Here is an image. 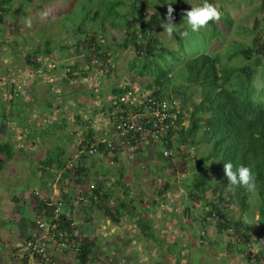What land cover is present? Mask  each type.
Returning a JSON list of instances; mask_svg holds the SVG:
<instances>
[{"label":"rangeland","instance_id":"rangeland-1","mask_svg":"<svg viewBox=\"0 0 264 264\" xmlns=\"http://www.w3.org/2000/svg\"><path fill=\"white\" fill-rule=\"evenodd\" d=\"M122 1L130 2L131 0ZM262 1L212 0V3L220 9L221 15L225 12L229 13L234 21L233 27L231 30L223 29L221 31L223 36L214 39L212 43L208 42V25L196 33H191L188 29L189 35L183 40L188 56L215 52L223 54L229 51L236 41L248 40L251 35L249 29L255 25H264V11L260 7ZM94 2L96 0H12L7 10L0 11V43H6L5 49H3L4 45H0V51L2 53L8 51V54L19 52L21 55L20 59H10L9 63L3 62L0 65L1 71L10 69L11 66L14 68L17 65V67L23 65L25 53L30 50V47L35 45L36 50L45 49L46 42L50 43L51 56L45 54H39V56L44 57V64L49 70L48 64H52L51 72L54 76L49 84L51 89L57 90V93L52 91L53 94H61L62 105L63 97H67L65 98L67 126L66 129H62V132L66 131V136L64 137L63 133L62 136L59 135V128L54 129L50 134V144L53 150L61 146L66 150V157L70 156L66 158V164H63L60 170L52 173V182L54 184L55 178L59 177L63 179L60 188L69 187L61 196L63 200L61 212L73 218L76 229L74 232L81 239L93 242L96 254L94 264H176V262L180 264H264L263 260L260 263L255 261V255L260 250H264V234L261 235L264 224L259 223L256 204L251 206L248 215L242 213V210L234 204L226 208L234 219L242 218V220L250 221L246 223L249 229L245 234L246 242L239 240L230 229L222 234H216L217 224L213 216L208 217L207 221L202 219V214L208 210V207L203 208L199 200L190 199L186 187V183L191 181L193 174L189 170L193 164L191 157L195 154L199 155L192 148L175 154L165 146L160 137L154 135H145L147 138L142 137L136 146L130 143L119 144L116 139L122 141V138L113 132L111 127L113 124L109 123L105 125L109 126V130L113 133H106V141H111L110 148L115 149L111 155L117 154V160L109 162L110 159L105 156L99 157L97 152L89 153L92 156L91 161L85 163L89 170H92V174L86 176L84 171L80 174L81 176L77 174V167L84 161V159L81 160L82 157L79 160L75 158L78 138H81L83 130L87 131V127L83 126L84 118L100 119V114H93V109L97 110L101 105L109 107L116 103V98L112 94L115 85L130 87L135 98L142 93H150L145 88L150 84L149 77L146 75L140 77L133 70L128 69V63L134 58L135 52L132 47L119 46L125 38L122 29L112 28L107 24L101 33L99 26L89 21L82 29H77L83 18L85 6L94 10L99 7L102 0H98V6ZM189 2L194 7L202 4L204 0H189ZM166 11L167 8L163 5L160 12L165 20ZM89 35H94L96 39L92 43L94 47L98 40L100 51L106 53L104 57L91 53L86 43ZM157 36L168 48H177L173 34L169 36L163 31ZM87 59H91V62ZM168 60L170 62L163 65L178 66H173L169 74L173 84L180 85L182 83L178 77L180 64L173 62L170 56ZM229 62L244 64V60L240 58H233ZM254 78L255 86L261 88L264 85V72H258ZM12 82L14 81L6 79L4 87H11ZM190 93L193 94L190 98L198 99L199 91L191 89ZM173 100L176 106L180 105L181 98ZM7 106L4 105V107ZM78 110L83 112L76 120L78 117L75 118L74 115ZM79 129L82 133L76 135V132H80ZM185 152H188V156H184ZM163 157H166V160ZM32 163L31 160L22 162L26 171L21 170L19 176L10 178L9 181L12 180L11 184L14 186L8 195L14 197L16 193L23 191L24 182L27 181L34 184L30 186L29 196L32 198L40 196V188L34 189L35 186L38 187L34 180L39 181V179L34 177L32 170H29V165ZM105 170L108 171V182H105V186L111 191L112 197L97 201L98 206L92 207L88 205L89 195L93 186L96 187L98 181L104 176L102 174ZM204 177L211 178L209 173H204ZM4 179L8 180V177ZM120 181L125 188L118 185L117 182ZM166 181L169 184L168 190L163 189ZM122 191L126 196V208L123 207V211H119L123 217L114 222L103 212V208L116 207L119 204L117 197L123 195ZM70 193L71 197L68 200L65 199ZM212 194V189L206 192L208 198ZM2 196L4 194L0 193V198ZM50 196L53 203L60 199L58 195ZM66 201L72 204L67 207L69 213L64 209ZM128 201L130 203L127 204ZM136 211L143 212L145 222L151 227L150 230L144 227L137 228L136 221L126 215L127 212ZM27 214L28 219L34 221V214ZM146 232L152 233L153 238L148 237ZM66 241L69 243V240L66 239ZM228 241L234 243L236 247L228 250ZM47 245L49 249L51 248L46 255L50 260L48 263L76 264L75 251L61 246L54 239L46 243V250ZM241 249L244 252H241Z\"/></svg>","mask_w":264,"mask_h":264},{"label":"trees","instance_id":"trees-1","mask_svg":"<svg viewBox=\"0 0 264 264\" xmlns=\"http://www.w3.org/2000/svg\"><path fill=\"white\" fill-rule=\"evenodd\" d=\"M10 2L12 0H0V11L7 10ZM209 2L212 3V0ZM94 3L98 6V0ZM160 3L166 8L172 3L173 22L177 23L178 29L173 33L176 49L168 48L157 36L163 32L161 22H167L162 18L160 11L163 5ZM191 6L189 0H131L130 2L102 0L99 7L94 10L85 6L83 18L77 29H82L87 21L96 23L101 33L107 24L112 28L122 29L125 38L119 46L132 47L135 52L134 58L128 63V69L133 70L140 77L145 75L149 77L150 84L145 88L152 96L171 100L181 98L178 112L173 118L174 126L160 139L175 154L191 148L199 154L191 157L193 164L189 170L193 174L191 181L186 183L189 198L193 201L199 200L203 208L208 207V210L203 212L202 219L207 221L208 217H214L217 224L216 234H222L230 229L239 240L246 242L245 234L249 229L244 223L245 220L234 219L226 208L234 204L242 210V213L248 215L251 206L256 204L259 223L264 224V85L258 88L254 83V77L258 72H264V25H255L249 29L250 38L246 41H236L226 53H200L190 57L186 53L183 41L185 36L182 33L188 30L184 13L190 10ZM260 7L264 11V0ZM233 23L228 12L222 14L218 21H210L208 42L212 43L214 39L223 36L221 32L223 29L231 30ZM95 40L94 35H89L86 40L91 53L104 57L106 53L100 51L98 40L95 47L92 44ZM45 45V54L51 56L50 43L47 41ZM169 56L172 57L173 62L180 64V73H178L179 79L182 80L180 85H174L169 74L173 66H178L163 65L170 62ZM233 58L244 60V64L230 63ZM87 60L91 62V59ZM40 65L41 63H38L36 67ZM191 89L199 91L198 99L190 98L193 95L190 93ZM128 90L131 88L116 85L112 90L116 98V103L110 106V110H113L111 112L114 113L110 117L113 132L117 119L138 114L143 110L144 104L136 105L120 101ZM139 136V134L129 135L127 139H131L132 145L136 146L135 139ZM87 147L106 154L115 151L114 148H110V143L102 140L96 142L93 139L87 143ZM4 149L9 150L8 153L11 152L9 144H0V150ZM184 156H188V152H185ZM225 162H232L234 168L241 165L249 167L255 177V191L249 192L243 187L229 186L224 174ZM48 163L58 167L65 164L57 158H53ZM204 173H209L211 178L204 177ZM119 185L122 183L120 182ZM167 185L169 184L166 181L164 190H168ZM211 189L213 194L208 198L206 192ZM99 191L98 186L93 187L88 205L98 206V197L102 198L101 200L108 198L107 193L100 194ZM52 203L51 197L38 203L40 210L43 209L41 212L45 219L50 218ZM118 203L113 209L103 208V212L114 222L123 217L119 211H123V207L126 208L125 199L121 198ZM126 215L136 221L137 228L151 229L145 222L143 212H127ZM75 230L73 218L61 212L56 227L49 233L60 245L63 242L67 243L66 247L75 251L76 264H94L96 254L93 242L81 239L74 232ZM263 234L264 228L261 235ZM146 235L153 238L152 233L146 232ZM227 245L228 250L236 247L231 241H228ZM240 251L244 252L242 249ZM43 256L44 254L33 255L36 259ZM255 256V261L264 259V250H260Z\"/></svg>","mask_w":264,"mask_h":264},{"label":"crops","instance_id":"crops-1","mask_svg":"<svg viewBox=\"0 0 264 264\" xmlns=\"http://www.w3.org/2000/svg\"><path fill=\"white\" fill-rule=\"evenodd\" d=\"M4 44L6 43H0V45ZM3 49H5V45ZM29 49L30 50L25 53V62L23 65L19 67H17V65L14 68L11 66L10 69L6 68L2 71L0 69V144H9L11 147L10 153H8L9 150H0V193L4 194V196L0 198V264H50L48 263L50 262V260H48L49 258L46 257L49 250H51V248L49 249V244L47 245L44 256L40 259H36L28 254L29 252L25 249L24 242L28 238L44 236H46V243L50 242V239H53L46 229H41L36 225L37 219L48 221V219L42 216L41 211L43 209L40 210L38 203L43 199L50 198L52 194L58 195V197L61 198L62 193L66 192V189L69 188H60L63 181L62 178L57 177L54 180V184L52 182V173L57 172L64 165L58 167L48 163L53 160V158H57V160L59 159L64 162L67 158L65 149L58 146L53 150L50 144V134H52L54 129L59 128V135L62 136L63 133V136H66V131L64 130L62 132V129H66L67 126V114L65 111L67 109L65 98L67 97H63V105H65L62 107L63 105L60 100L61 94H53V92L57 93V90L51 89V84H49L50 81L48 79V76H54V73L51 72L52 64H48V66H50L49 70L44 64V57L39 56V54H45L44 49L36 50L37 48L35 45ZM18 58H21L19 52L8 54V51L3 53L0 51V65H2L3 62L9 63L10 59L17 60ZM38 63H41L40 67H36ZM55 68L54 70H56ZM6 79L14 81L11 83V87L13 88L10 86H8V88L4 87ZM19 85H22V88L18 89L17 87ZM57 96L59 97L57 98ZM4 105L7 107H4ZM111 111L113 110H110V106L106 107L104 105H101L97 110L93 109V114H100V119L94 117L88 119L84 118L83 126L87 127V131L83 130V134H81L82 132L80 129L83 127L82 126L79 129L80 132L75 133L76 135L81 134V138H78L76 143L79 151L77 149L75 158L79 160V158L82 157L81 160L84 159V161L81 162V166L77 167L78 175H80L82 171L87 174L86 176L90 173L92 174V170H89L90 168H88L85 163L87 161L90 162L92 158L86 150L87 143L91 142L93 139L97 142L103 137L105 138L102 140L106 141L105 135L107 132L109 133L111 131L109 130V126L105 124H112L110 117L114 113ZM81 112L83 111L78 110L77 114L74 115L75 118L78 117L76 120L79 119ZM100 125L103 126L100 127ZM142 137L147 138L145 135L139 136L138 139H135V142L137 141L136 145L139 144L138 140H141ZM116 142L119 144L124 143L125 145L129 143L132 144L131 139H122V141L121 139H116ZM97 153L99 157L105 156L107 159H110L109 162L117 160V154L112 156L111 152H107L106 154L97 151ZM61 155H63V157ZM69 157L70 156H68V158ZM26 160L33 161L32 165H29V170H32L34 177L39 179V181L34 180L38 185V187L35 186L34 189L40 188V196L36 198L30 197V186L34 184L25 181L23 191L11 197L8 193H11L14 185L11 184L12 180H9L11 177L19 176L22 171H26L22 164V162H26ZM93 165L95 164L93 163ZM107 174L108 171H103L102 175L104 176L98 181L96 187L98 186L100 188V194L102 192L108 194V198L105 199H110L112 197L111 191L105 186V182H108ZM5 177H8V180H5ZM120 182H117L118 185ZM119 186L125 188L123 183ZM122 194L121 197H117L118 201H120L121 198L126 199L124 191H122ZM70 197L71 193L65 199L68 200ZM101 199L102 198L98 197L97 201H101ZM68 203L69 202L66 201V204H64V209L66 211L67 207L72 205ZM88 204H90L89 200ZM26 212L34 214V221L28 219L29 216ZM67 213L69 212L67 211ZM261 260L264 261V259H260V261ZM260 261L258 262L260 263Z\"/></svg>","mask_w":264,"mask_h":264},{"label":"built area","instance_id":"built-area-1","mask_svg":"<svg viewBox=\"0 0 264 264\" xmlns=\"http://www.w3.org/2000/svg\"><path fill=\"white\" fill-rule=\"evenodd\" d=\"M48 79L51 82L53 81L52 76H48ZM17 88H22V85H19ZM120 101L131 102L133 104L137 101L138 104L136 105L144 104L143 110L138 114H132L126 118L120 117L115 122V132L117 136H120L122 139H127L129 135L133 136L136 134L140 136L154 135L155 137L162 138V136L174 126L173 118L176 116V112H178L179 108V106L175 105L174 100L159 98L155 95L152 96L150 93H142L138 98H135V94L131 89L120 98ZM108 143H111V141H108ZM87 149L89 153L95 152L92 147H87ZM52 206L53 208L51 209L48 221L42 219L36 220V225L41 229H46L48 233L57 225L60 210L63 206V200L60 198L57 202L52 203ZM45 237L46 236L25 240L24 247L27 249L30 256L33 257L35 254L43 255L46 253ZM66 245L67 243H61L63 247H66Z\"/></svg>","mask_w":264,"mask_h":264},{"label":"clouds","instance_id":"clouds-1","mask_svg":"<svg viewBox=\"0 0 264 264\" xmlns=\"http://www.w3.org/2000/svg\"><path fill=\"white\" fill-rule=\"evenodd\" d=\"M173 12L174 9L172 7V3H169L166 14L167 22H161L163 31H165L169 36L178 30L177 23L173 22ZM184 18L187 29H189L191 33H196L204 29L210 21H218L221 18V11L217 6L209 2V0H204L202 4L194 7L191 6L190 10H186ZM182 35L188 36L189 31L185 30ZM224 174L229 186L243 187L249 192L255 191V177L249 167L241 165L234 168L232 162H225ZM245 223H250V221L245 220Z\"/></svg>","mask_w":264,"mask_h":264}]
</instances>
